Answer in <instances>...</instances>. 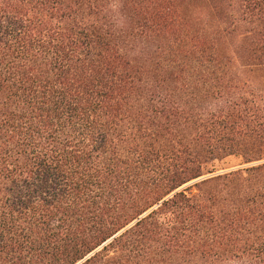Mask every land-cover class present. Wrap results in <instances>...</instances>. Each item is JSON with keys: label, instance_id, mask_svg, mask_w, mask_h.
I'll list each match as a JSON object with an SVG mask.
<instances>
[{"label": "trees", "instance_id": "trees-1", "mask_svg": "<svg viewBox=\"0 0 264 264\" xmlns=\"http://www.w3.org/2000/svg\"><path fill=\"white\" fill-rule=\"evenodd\" d=\"M0 264H264V0H0Z\"/></svg>", "mask_w": 264, "mask_h": 264}, {"label": "rangeland", "instance_id": "rangeland-1", "mask_svg": "<svg viewBox=\"0 0 264 264\" xmlns=\"http://www.w3.org/2000/svg\"><path fill=\"white\" fill-rule=\"evenodd\" d=\"M243 164L241 159L236 157L227 158L221 162H216L213 166V171L216 174L230 172L239 168H242Z\"/></svg>", "mask_w": 264, "mask_h": 264}]
</instances>
